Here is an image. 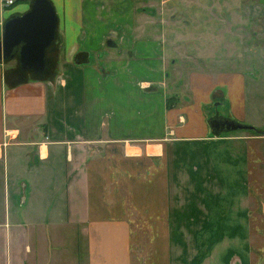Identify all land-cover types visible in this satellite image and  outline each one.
Masks as SVG:
<instances>
[{"label":"crops","instance_id":"obj_1","mask_svg":"<svg viewBox=\"0 0 264 264\" xmlns=\"http://www.w3.org/2000/svg\"><path fill=\"white\" fill-rule=\"evenodd\" d=\"M102 6L77 0L64 10L56 46L45 51L46 62L61 52L53 81L6 88L0 67V264H142L130 251L135 224L166 231L164 264L179 261L168 231L237 232V258L225 262L222 235L216 246L207 240L200 264H264V134L214 139L207 122L227 91L231 117L264 129L247 102L257 89L239 75L238 112L237 74L192 73L185 97L169 91L161 32ZM180 142L198 145L199 158L182 155ZM148 199L163 212L151 214ZM119 226L127 234L115 257ZM78 230L88 248L77 250ZM196 254L188 250L189 263Z\"/></svg>","mask_w":264,"mask_h":264},{"label":"rangeland","instance_id":"obj_2","mask_svg":"<svg viewBox=\"0 0 264 264\" xmlns=\"http://www.w3.org/2000/svg\"><path fill=\"white\" fill-rule=\"evenodd\" d=\"M29 2L30 0H17L11 6L12 8L9 7L11 9L6 13L7 16L11 13L26 11L29 9ZM51 2L58 11L59 20L63 24L64 10L69 11L74 8L77 0H51ZM100 2L106 10L109 9L108 6L110 5L113 8L122 7L124 15L128 13L131 22L138 25L137 30L141 29L143 27L142 23H144L148 31L161 32L163 38L162 50L167 55L166 66L169 74L165 78L167 85L171 87L169 91L175 88L181 89L180 91L185 97L186 92H188L187 79L190 78L192 73H221L233 74V76L237 74V81L233 82L237 84L238 112L241 108L238 106L241 93L239 75L245 76V83L247 79L249 86L253 87L252 89H257L255 99L253 100L254 95H249L247 102L254 104L257 114L261 116L260 120L263 121L262 125H264V0H123V3L113 0H100ZM15 9L16 12H14ZM4 15L1 13L0 18ZM60 60L61 52L51 50L48 55L49 69L45 72L46 75L44 73L41 79H35L33 74L23 71V78L18 79L17 85L9 86L5 77L8 76L9 83L17 80H12V72L19 70L18 55L16 53L15 57L0 61L5 87L13 88L30 81H53L57 76V65ZM252 82L256 83L252 84ZM168 86L165 89L169 88ZM225 100V103L217 105L218 115L232 119L235 116L233 113L234 108L229 105L227 91L225 92ZM216 103L220 102L215 101L214 104ZM180 107H183V104H180ZM217 109L212 107L208 111L213 113ZM241 123L252 125L251 123ZM233 132L243 133L249 131L239 130ZM216 138L217 136L214 139ZM176 146L178 149L183 150L182 155L186 152H189L190 155L195 153L194 157L196 159L199 158L198 154H201L199 150L192 152L193 148L198 146L192 142H180ZM183 165L184 163L180 168L184 171L185 167ZM58 185L55 184L54 186L57 187ZM184 186H186L185 179L180 184L182 189H185ZM22 196L24 198V193H22ZM154 201L148 199V207L151 214L158 216L163 211L154 208ZM173 202H177L179 208H183L182 204L186 203L187 200L179 198L173 200ZM143 226L149 227V225ZM140 227L138 225V228ZM157 227L158 230L150 231L148 229H138L137 224H135L134 230L130 231L131 256L133 255L135 258L142 260V264H152V256H155L154 259H156L157 264H164L162 260L165 259L166 255V231L160 230L159 224ZM114 230L115 235L113 238L119 246H115L114 256L118 257L121 256L122 235L127 234V232L120 231L121 226ZM79 233L80 230L76 233L77 250L83 242L87 246V237H83ZM167 233L170 243L175 246L179 245V247L172 249L179 257L178 264H200L201 258L207 253V240L209 244L213 240L212 245L216 246V241L222 242V235H225L226 239L224 247L227 258L225 257V262H228L231 257L233 259L237 258V232L168 231ZM208 234L210 235L207 236ZM62 236L61 245L69 247L65 231L62 232ZM192 249L197 250L196 260L189 263L188 250L191 251ZM87 255L89 257V253ZM216 258L217 255L214 256V260ZM176 260L177 258L174 259L173 264H176Z\"/></svg>","mask_w":264,"mask_h":264},{"label":"water","instance_id":"obj_3","mask_svg":"<svg viewBox=\"0 0 264 264\" xmlns=\"http://www.w3.org/2000/svg\"><path fill=\"white\" fill-rule=\"evenodd\" d=\"M58 15L50 0H32L29 9L5 20L0 40V60L12 57L16 48L21 71L44 75L48 64L45 51L57 41ZM113 46L112 41H108ZM208 125L215 136L233 131H253L254 125L237 122L233 118L214 115Z\"/></svg>","mask_w":264,"mask_h":264},{"label":"trees","instance_id":"obj_4","mask_svg":"<svg viewBox=\"0 0 264 264\" xmlns=\"http://www.w3.org/2000/svg\"><path fill=\"white\" fill-rule=\"evenodd\" d=\"M47 58H48V54H47ZM47 63H48V68H47V70L49 69V62H48V59H47ZM27 72V71H26ZM25 72V73H26ZM29 72V71H28ZM47 72V71H46ZM29 73H31V72H29ZM23 71H21L20 70V67H19V70H16V71H13L12 72V80H16L15 82H13V83H9V78H8V76L7 77H5V80H6V83L9 85V86H15V85H17V82H18V79H22L23 78ZM31 74H33V73H31ZM34 76V78L35 79H41V77L42 76H37V75H35V74H33ZM3 80H4V78H3ZM5 84V83H4ZM173 100H174V97H169V98H167V107H170L171 106V104H170V102H173ZM253 135H261V134H264V130H261V129H258V131L257 132H253V131H250ZM229 133H232V132H229Z\"/></svg>","mask_w":264,"mask_h":264},{"label":"built area","instance_id":"obj_5","mask_svg":"<svg viewBox=\"0 0 264 264\" xmlns=\"http://www.w3.org/2000/svg\"><path fill=\"white\" fill-rule=\"evenodd\" d=\"M14 0H1L2 7L9 6L13 4ZM2 34V21L0 19V36Z\"/></svg>","mask_w":264,"mask_h":264},{"label":"flooded vegetation","instance_id":"obj_6","mask_svg":"<svg viewBox=\"0 0 264 264\" xmlns=\"http://www.w3.org/2000/svg\"><path fill=\"white\" fill-rule=\"evenodd\" d=\"M45 72H46V71H45ZM214 114H219V110H218V109L215 110L214 113H213V115H214Z\"/></svg>","mask_w":264,"mask_h":264},{"label":"bare ground","instance_id":"obj_7","mask_svg":"<svg viewBox=\"0 0 264 264\" xmlns=\"http://www.w3.org/2000/svg\"><path fill=\"white\" fill-rule=\"evenodd\" d=\"M242 131V130H241Z\"/></svg>","mask_w":264,"mask_h":264}]
</instances>
